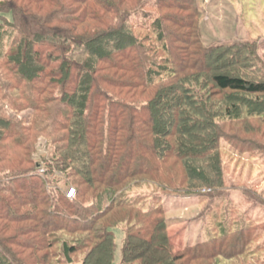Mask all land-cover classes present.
Masks as SVG:
<instances>
[{
    "label": "trees",
    "instance_id": "trees-1",
    "mask_svg": "<svg viewBox=\"0 0 264 264\" xmlns=\"http://www.w3.org/2000/svg\"><path fill=\"white\" fill-rule=\"evenodd\" d=\"M143 2L131 9H123L128 0L0 3V264H47L48 251L60 246L68 257L87 249L80 264H114L118 227L122 264H206L225 256L209 227L189 258L187 250L172 255L164 197L227 186V129L262 101L254 97H264V79L226 68L228 56L245 57L248 45L198 41L195 60L176 64L166 20ZM26 110L30 119L18 118ZM42 136L51 144L43 155L47 173L33 157ZM55 173L75 189L72 199L45 190ZM126 209L132 215L107 221ZM246 209L243 221L221 231L232 257L243 253L252 225L264 223L256 207L252 215ZM261 234L248 246L256 256L264 252Z\"/></svg>",
    "mask_w": 264,
    "mask_h": 264
},
{
    "label": "rangeland",
    "instance_id": "rangeland-1",
    "mask_svg": "<svg viewBox=\"0 0 264 264\" xmlns=\"http://www.w3.org/2000/svg\"><path fill=\"white\" fill-rule=\"evenodd\" d=\"M9 1L13 0H0V3L6 4ZM16 1L24 4L28 2V0ZM140 1L128 0L123 9L135 8ZM36 7L40 8L38 5L34 8ZM142 7H148L144 10H151V15H157V18L162 17L166 20L163 22L165 30L168 31L165 36L170 38L169 44L173 48V59L176 64L186 58L190 61L195 60L194 56H190V53L196 49L198 41L204 47L224 43L248 45L245 47L248 51L245 57L239 58V56L231 54L228 56L230 59L226 61V64L230 66L226 68L241 74L247 73L249 78L254 76L256 79H264V0H144ZM46 10L44 9L43 12ZM188 17L192 18V22L189 21ZM190 34L196 36L188 41L185 37ZM254 100L262 101L255 103L250 108L245 107L243 109L252 114H248L246 118H236L238 121L230 123L227 129L229 139L223 141L226 149L223 151L222 158L226 162L224 165L225 173L229 174L227 186L206 195L197 191L184 190L178 193H168L164 197L165 216L168 222L167 235L172 255H180L179 257L183 258V251L187 250L186 252H188L189 248L204 243L208 235L207 227H209L210 232L215 233L214 236L218 234V240L215 244L217 252L224 249L226 254L224 259H207L206 264H218V261L219 264H264V252L256 256L254 254L256 250L248 248L249 245L262 238L261 231L264 230V223L256 224L255 222L252 225L251 233L245 234V241L241 249L242 254H236L232 257L235 252L225 251L226 246L229 245V240L224 241L226 245L221 246L223 242L221 238L222 229H225L231 221L238 218L243 221L245 208L248 209L247 214L252 215L256 207V213L258 210V212L260 211L259 214L262 213L263 215L262 221H259H264V161H260L262 160L260 152H264V120L262 119L264 97L260 96L258 99L254 97ZM32 113V110L22 111L18 114V118L28 120ZM11 115L13 114L11 113ZM50 149L51 144L48 139L44 136L40 137L35 146L33 157L38 161L40 171L44 173H47V166L43 155H47ZM243 152H248L250 155H243ZM15 153L16 157L20 159V151L17 150ZM251 156L257 160L252 161ZM241 165L242 168L239 172ZM8 167L13 168L14 166L10 164L4 166L7 169ZM250 170H252L251 173ZM56 175L61 176L60 173L50 176L45 190L53 196L54 189H60L72 199L73 197L68 196L70 190H68L69 186L66 187L67 185L64 183L65 177H55ZM136 190L138 189L133 191ZM206 198L210 200H206ZM240 202H245V206L239 207ZM212 203H215V206L218 203V206L221 205L222 207H213ZM252 204V209L247 207L252 206ZM258 206H261L262 209H259ZM129 214L132 215L127 209L115 211L108 217L107 221L116 222L125 219ZM208 219L213 222L211 226H208L210 224H208ZM136 226L131 227L135 233L140 231V228ZM148 228L149 225L144 227L146 230L143 236L146 238H149ZM113 232L118 245L114 264H122L124 261L121 247L125 233L122 227L115 228ZM230 246L232 245L230 244ZM60 248L62 247L60 246L59 249L52 248L55 250L54 253L48 251L50 258H48L47 264H80L87 253V249H82V251L68 257L60 255L62 254ZM192 252H188L186 257L189 258ZM144 253L145 255L147 253V257L151 255L148 251H144ZM143 260L139 264H146V261ZM181 262V264L192 263L190 259L186 258ZM192 264H200V261Z\"/></svg>",
    "mask_w": 264,
    "mask_h": 264
},
{
    "label": "built area",
    "instance_id": "built-area-1",
    "mask_svg": "<svg viewBox=\"0 0 264 264\" xmlns=\"http://www.w3.org/2000/svg\"><path fill=\"white\" fill-rule=\"evenodd\" d=\"M74 194H75V189L74 188H71L70 191H69V193H68V196L73 197Z\"/></svg>",
    "mask_w": 264,
    "mask_h": 264
}]
</instances>
